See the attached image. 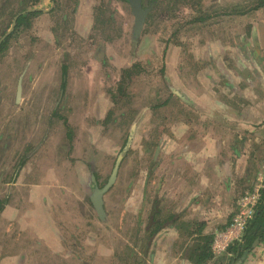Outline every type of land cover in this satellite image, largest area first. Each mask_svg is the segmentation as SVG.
Returning a JSON list of instances; mask_svg holds the SVG:
<instances>
[{
	"label": "rangeland",
	"instance_id": "1",
	"mask_svg": "<svg viewBox=\"0 0 264 264\" xmlns=\"http://www.w3.org/2000/svg\"><path fill=\"white\" fill-rule=\"evenodd\" d=\"M12 1L0 0V39L15 14L32 2ZM73 5L64 21L43 14L30 18L28 26L16 27L2 50L9 58L1 60L0 79L8 83L14 78L16 90L24 75L25 92L19 103L11 91L1 107L16 135L9 146L19 149L0 146V185H6L0 188L6 197L0 200V212L4 203H12L23 220L5 224L6 242L0 227V264H150L155 235L147 241L138 230L147 217L142 215L151 212L160 195L155 170L162 141L172 139L180 121L193 117V95L185 86L196 83L195 68L219 72L225 62L239 66L240 55L260 67L255 52L261 58V30L247 21L255 23L256 11L264 12V0H143V8H151L137 36L127 1L73 0ZM242 33L251 41L248 55L240 44ZM66 65L68 92L55 109ZM48 134L57 137L58 145L48 148L46 142L39 151L30 146L38 139L43 143ZM130 134L128 156L103 198L111 229L104 236L110 246L101 245L85 233V225L97 220L89 201L92 171L106 185ZM169 144L175 147L173 139ZM157 222L146 219L150 226ZM38 224L52 236L40 237L42 228L34 235ZM171 239L163 243L159 237L160 256L161 251L165 256L158 264H168ZM42 241L53 247L38 252ZM231 257H212L203 264H230ZM256 262L264 264V244L248 253L243 264Z\"/></svg>",
	"mask_w": 264,
	"mask_h": 264
},
{
	"label": "crops",
	"instance_id": "2",
	"mask_svg": "<svg viewBox=\"0 0 264 264\" xmlns=\"http://www.w3.org/2000/svg\"><path fill=\"white\" fill-rule=\"evenodd\" d=\"M254 16H257L255 23L247 22L260 28L258 39L264 49V12L259 9ZM241 35L240 44L244 45L242 49L246 48V53L251 41L246 34ZM213 55L216 58V53ZM261 55L260 58L255 52L260 67L250 65V60L240 55L239 66L235 64V67L232 61L225 62L219 72L212 67L195 68L196 83L185 86V90L193 95V117L180 121L179 129L171 134L175 147L169 144L171 138L162 141L159 167L155 170L161 181L160 195L156 197L160 200L157 204L160 212L152 211L154 202L149 209L151 212L145 215L147 217L142 215L145 223L140 226L141 236L144 231L152 235L159 225L161 227L149 248L150 264H158L159 259H164L158 242L160 237L166 243L168 236L172 237L171 244H165L171 253L166 258L168 264H195L189 255L200 245L199 237H214L229 226L236 200L252 187L257 173L264 169V51ZM230 57L233 59L232 54ZM217 79L224 82L217 84ZM17 96L19 102L21 91ZM0 188H6V185H0ZM2 196L0 200L3 201L6 197ZM3 205L0 227L5 229L6 233L1 235L6 242L10 237L5 224L14 218H23L14 211L12 203ZM149 205L146 201L145 211ZM134 215L138 216L136 212ZM150 215L152 222L158 221L151 226L146 223ZM197 224H204L201 232ZM33 228V234L37 235L36 230H41L42 224ZM38 235L42 238L52 236L45 229ZM114 246L121 251L120 246Z\"/></svg>",
	"mask_w": 264,
	"mask_h": 264
},
{
	"label": "flooded vegetation",
	"instance_id": "3",
	"mask_svg": "<svg viewBox=\"0 0 264 264\" xmlns=\"http://www.w3.org/2000/svg\"><path fill=\"white\" fill-rule=\"evenodd\" d=\"M32 2L29 4V5H31V7H29V8H25V9H23V10H21L20 12H17L16 14H15V17H14V21H13V23H12V27H11V29L8 31V32H10L9 34H8V32H6L2 37H1V39H0V63H1V60H3V59H5V60H7L8 58H9V56L8 57H6L7 56V53L8 52H4L3 53V49L5 48V46H6V44L11 40V38H12V33H13V31L16 29V27L18 28V27H20L21 25H24L25 26V23H26V26H28L29 25V23L27 22L30 18H32V17H35V16H38V15H45V16H47V15H49V16H53L54 17V21H55V19H63V21L67 18V12H69L70 11V8L71 7H75L74 5H73V0H31ZM41 1H43V4H44V6L42 7L41 5H40V3H42ZM124 1H127L128 3H129V5L131 6V8H132V11H133V5H132V0H124ZM13 1L12 0H10V4L12 3ZM153 2H155V1H153ZM62 4H64L65 6H63ZM138 5H139V7H140V9H141V11H145V12H147V10H150V8H143V0H138ZM10 6V5H9ZM133 14H134V11H133ZM134 17H135V20H136V16H135V14H134ZM53 21V22H54ZM54 24V23H53ZM30 27V26H29ZM53 29H54V27H51V28H49V31H51V33H53ZM6 57V58H5ZM70 69H68V67H67V65L66 66H63L62 67V84H61V91H60V96H59V99L57 100V101H55V105H54V107H55V109L56 108H58V107H60V106H62L63 104H62V102H64V100H63V96H67V92H68V88H67V74H69L68 73V71H69ZM22 77H24V75H21L20 74V76H19V78H18V81H17V83H18V86H17V88H16V90H15V88L12 86L13 84H15V81H13L14 80V78H12V80L10 81V82H8V83H4V82H6V81H3V80H1L0 79V110H1V107H3V105H4V101H5V98L10 94V92L11 91H13V90H15L14 92H15V94H16V100H18L17 98H18V92L19 91H21V95H23L24 94V92H25V89H24V85H23V83H22ZM12 86V88H11V86ZM39 93H40V91H38V95H39ZM20 99V98H19ZM21 100H22V102H23V97H22V99H20V101H19V103L21 102ZM16 102V101H15ZM21 102V103H22ZM3 112H2V110L0 111V146L2 147V146H4L6 149H7V151H10V150H12V149H19L17 146L16 147H14V145L13 144H11V146H9V141L11 140V139H13V138H15L16 137V135H15V133H14V131L12 130V127L10 126V124H9V119H8V115H3L2 114ZM54 115H56L55 113H54ZM53 114L51 115V117H50V119L52 118L53 119V116H54ZM68 138H69V140H68V142H70V143H72V139H73V137H70L69 135H68ZM44 140V142L42 143V142H40V140L38 139L35 143H32L30 146H33V148H34V150L36 149V151H39L40 149H41V147L43 146V144L44 143H46V145H48L49 147L48 148H50V146H52V147H54L55 145H58V140H57V137L55 136V137H51L50 136V134H48L47 135V137L45 138V139H43ZM131 144H132V135L130 134L129 136H128V138H127V141L125 142V144H124V146L121 148V150H120V152L118 153V155H117V157L115 158V160H114V165H113V169H112V173H111V179H110V181L108 182V183H106V185H101V183L99 182V180H98V177H97V174L95 173V170L93 169V171H92V176H91V186H92V188H91V190L93 191L92 192V197L89 199V201L91 202V206H92V208H93V210L95 211V213H96V216H97V220H94L93 221V223L91 222L90 224H86L85 225V233H87L88 235H92L93 234V236H94V240L97 242H99V241H101L100 242V244L101 245H109L110 246V244H109V236L107 237V238H105L104 236H105V234H107V233H109L108 231L111 229V227H110V223H109V216H108V214H107V211H106V209H105V207H104V195H103V197H102V201H103V204H102V207H101V209H102V211L104 212V215H101L99 212H98V210H97V208H96V206H95V204H94V197H95V194L98 192V191H100V190H102V189H104L105 187H107L108 185H110L109 186V189L113 186V184H114V182H115V180L117 179V177H118V174H119V171H120V167H121V165L123 164V162L125 161V159H126V157L128 156V152L130 151V148H131ZM71 146V145H70ZM56 151L57 150H53V152L54 153H56ZM21 166V163H20V165H19V167ZM18 167V168H19ZM157 167H159V165L157 166ZM260 172V171H259ZM258 172V173H259ZM258 173H257V175H258ZM255 184V182H253V184H252V187H253V185ZM251 187V188H252ZM250 188V189H251ZM108 189V190H109ZM250 189H248V190H250ZM107 190V191H108ZM247 191V190H246ZM245 191V192H246ZM244 192V193H245ZM243 193V194H244ZM242 194V195H243ZM242 195H240L239 197H238V199L242 196ZM262 195H263V192H262ZM237 199V200H238ZM237 200H236V202H237ZM154 202H155V204L157 203H159L160 202V200H157V198L154 200ZM262 203V200H261V202L259 203V205ZM158 209V208H157ZM65 216L66 217H68V214L67 213H64V219H65ZM145 216V215H144ZM149 220H151V215H150V217H149ZM109 223V224H108ZM107 225V226H106ZM138 231H140V229L138 230ZM144 238L147 236V241H150V239L152 238V235L150 234L149 235V233H147V232H145L144 231ZM215 237V236H214ZM214 237H212L213 239H212V243H211V246H210V248H211V252H212V254H213V258H219V257H224V256H228V255H231L230 253H229V250H227V252L225 253V254H223V255H221V256H216L214 253H213V250H212V244H213V241H214ZM80 241V243L79 244H82V242H83V239H80L79 240ZM103 241V242H102ZM105 241H107V242H105ZM237 242H239V241H237ZM97 245V244H96ZM51 247H53L52 245H50ZM50 246H48V244L45 242V241H42L41 243H39V247L37 246V248L35 249V250H38V252L40 251V252H45L46 250L45 249H47L48 247H50ZM80 246V245H79ZM100 246V245H99ZM86 250L88 249L87 247L85 248ZM84 249V250H85ZM95 249V248H94ZM99 249H100V247L98 248V249H95V251H97V252H99ZM72 251V249H68V252L70 253ZM229 253V254H228ZM77 258H78V256H77ZM232 258V257H231Z\"/></svg>",
	"mask_w": 264,
	"mask_h": 264
},
{
	"label": "built area",
	"instance_id": "4",
	"mask_svg": "<svg viewBox=\"0 0 264 264\" xmlns=\"http://www.w3.org/2000/svg\"><path fill=\"white\" fill-rule=\"evenodd\" d=\"M263 191L264 169L258 173L253 187L237 200L236 210L229 226L216 233L212 244V250L216 256L225 254L232 244L241 241L246 226L254 217L262 200Z\"/></svg>",
	"mask_w": 264,
	"mask_h": 264
},
{
	"label": "trees",
	"instance_id": "5",
	"mask_svg": "<svg viewBox=\"0 0 264 264\" xmlns=\"http://www.w3.org/2000/svg\"><path fill=\"white\" fill-rule=\"evenodd\" d=\"M157 206V203L155 204ZM160 212L159 209H156L154 213ZM198 231L201 232L205 227L204 224H197ZM160 231V226L152 233V236L155 233ZM199 238H207V243L202 244V240H200V245L197 247L199 251H193L189 258L195 264H203L207 261H210L213 257L211 252V243L212 237H199ZM264 244V191L262 195V203L258 206L257 211L254 217L250 220L248 225L245 228V231L242 235L241 241L232 244L228 250L232 256V260L230 264H236L241 262L243 264L244 261H241L244 253H251L254 249Z\"/></svg>",
	"mask_w": 264,
	"mask_h": 264
},
{
	"label": "water",
	"instance_id": "6",
	"mask_svg": "<svg viewBox=\"0 0 264 264\" xmlns=\"http://www.w3.org/2000/svg\"><path fill=\"white\" fill-rule=\"evenodd\" d=\"M132 5H133V11H134V14L136 16V20H135V35H139L141 33V30H142V27H143V20H144V16L146 14V12L144 11H141L139 5H138V0H132ZM10 32H8L9 34ZM256 38V37H255ZM109 186L108 185L107 187H105L104 189L98 191L96 194H95V197H94V204L98 210V212L101 214V215H104V212L102 211L101 207H102V204H103V201H102V197L103 195L106 193V191L109 189ZM247 255H248V252L244 253V255L242 256L241 258V261H245L246 258H247ZM244 263V262H243ZM236 264H241V262H238Z\"/></svg>",
	"mask_w": 264,
	"mask_h": 264
}]
</instances>
